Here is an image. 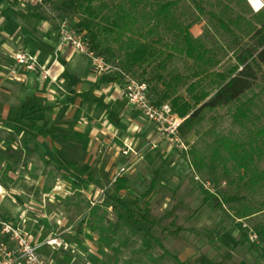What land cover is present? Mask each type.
Segmentation results:
<instances>
[{
	"label": "rangeland",
	"instance_id": "374dc122",
	"mask_svg": "<svg viewBox=\"0 0 264 264\" xmlns=\"http://www.w3.org/2000/svg\"><path fill=\"white\" fill-rule=\"evenodd\" d=\"M64 1L0 0V3L5 7L7 17L18 8L24 15L39 16L40 19L35 20L36 25L41 27L46 22L59 38L61 26L69 18L70 33L85 34L89 51L111 68L110 72L102 75H107L122 90L125 86L124 74L146 83L149 99L156 107L170 106V100L165 98L166 84L172 86L169 91L171 97L189 99L187 87L192 83L203 81V87L209 92L215 88L211 77L200 75V68L218 73L236 65L238 49L212 16L213 13L241 37L244 35L241 29H245L248 23H255L253 14L242 0H202L200 4L205 14L199 13L192 0H176L178 4L172 10L173 18L169 23L162 24L159 33L147 35L145 39L143 36L152 24L147 25L145 17L139 15L134 32L124 33L122 40L117 41L114 40L115 34L105 33L102 29L112 28L108 18L115 19L114 13L121 0H93V7L100 16L96 21L100 27H91L95 37L78 28L82 17L78 11L68 16L62 14ZM158 1L172 0H150L152 4ZM174 23H193L191 33L194 38H201L212 51L210 66L198 65L180 52L179 30ZM132 36L153 43L155 56L148 63L126 71L122 68L124 42ZM246 40L241 43L246 44ZM84 57L96 71L91 59ZM251 98L254 103L249 119L235 122L233 115L236 108ZM201 118L191 131H181L186 149L161 138L151 121L154 135L149 143L140 142L134 149L127 148L125 151L121 148L123 158L115 167L119 165L125 169L121 177H126L128 182L119 197L136 221L129 220L128 213H124L125 219L120 220L118 214L122 210H116L109 199L113 194L116 173H107L92 158L88 163L90 168H83L86 159L77 157L79 151H71L70 155L75 154V157L65 159L56 157L51 151H47L46 156L48 146L43 142V148L36 149L33 156L23 154L18 158L17 165L10 166V171H16L18 166L21 168L17 181L23 185L24 196L34 201V206L22 207L24 216L36 219L37 227L44 229L41 243L52 239L58 243H54V248L43 246L50 247L49 250L40 249L39 255L46 264H176L164 257L163 251L153 242L148 247L140 227L189 264H264V243L257 234L258 226L264 225V206H261L264 204V184L257 189L253 199L254 207L263 211L246 219H239L236 215L235 209L241 208L239 203L213 208L205 202L208 199L215 205L224 195L234 194L233 183L239 172L225 144L232 146L233 151L237 144L244 147L251 144L259 149L255 151L253 165L264 171V137L257 134L264 127V64L258 71L257 83L239 102L205 110ZM33 128L42 129L41 126ZM23 129L26 130L25 127ZM1 134L0 131V138ZM11 135L12 140L21 137L20 146L27 141L26 134ZM40 135L45 137L44 133ZM6 138L8 144L10 138ZM215 150L219 151L217 157ZM103 153L107 152L103 150ZM68 154L66 151L65 155L70 156ZM3 162L0 158V167ZM67 162L71 164V172L64 165ZM4 176L2 172L0 182ZM85 179H98V190L82 186ZM204 183H210L212 191L207 190ZM149 190L151 194L146 195ZM6 207L0 205V219L6 215L11 217L12 214L4 212L8 211Z\"/></svg>",
	"mask_w": 264,
	"mask_h": 264
},
{
	"label": "crops",
	"instance_id": "0c3cea01",
	"mask_svg": "<svg viewBox=\"0 0 264 264\" xmlns=\"http://www.w3.org/2000/svg\"><path fill=\"white\" fill-rule=\"evenodd\" d=\"M23 13L19 8L14 9L7 17L0 3V158L4 160L0 174H5L0 182V205L7 206L8 211L4 212L12 214L2 220L15 222L24 215L22 207H32L34 201L24 196L23 185L17 181L21 168L18 166L12 172L10 166L17 165L21 156H33L36 149L43 148V142L48 146L46 156L47 151H51L65 159L75 157V154L70 155L71 151H79L77 157L86 159L83 168H90L88 163L92 158L113 175L122 168L115 167L123 158L121 148L123 151L134 149L140 142L149 143L154 135L151 123L128 103L120 85L107 75L98 74L89 61L69 45L59 49L57 33L46 22L37 26L36 19ZM21 50L39 55L47 66L54 62L53 75L57 83H42L35 74L25 72H20L17 79L8 77L10 56ZM33 126L42 129H32ZM17 133L27 135V141L21 146V137L12 140L11 134ZM40 133L45 137H40ZM103 150L107 153L102 154ZM66 151L70 156L65 155ZM69 164L64 163L70 170ZM82 182L87 189L98 190V179ZM26 218L35 242L41 243L44 229L37 227L36 219L27 215ZM46 249L51 248L42 247L41 251Z\"/></svg>",
	"mask_w": 264,
	"mask_h": 264
},
{
	"label": "trees",
	"instance_id": "16d2710c",
	"mask_svg": "<svg viewBox=\"0 0 264 264\" xmlns=\"http://www.w3.org/2000/svg\"><path fill=\"white\" fill-rule=\"evenodd\" d=\"M196 9L200 14H205V10L200 4L202 2L192 0ZM250 10L246 0H242ZM178 2L176 0L167 2H155L152 4L150 0H121L117 6V11L114 13L115 19L108 22L112 25V28H103L102 30L108 34H115L114 40H122L124 33L134 32L133 28L138 22V16L145 17V21H148L147 25L152 24L149 29L146 30L145 36L141 33L145 39L147 35H153L155 32L159 33V28L162 24H167L173 18L172 10L176 7ZM64 8L62 14L68 16L74 14L76 11L82 15L78 28L85 30L91 37H95V33L92 28L100 27L96 22L100 18L99 13H96L93 7V0H66L63 2ZM144 8H142V7ZM148 6V8H147ZM147 9H149L147 11ZM212 16L216 18L220 26L229 34L234 41L238 53L236 55V65L231 66L224 72H210L208 68H200V75L211 77V84L215 87L213 92H209L203 87V81H197L188 85L187 93L189 99L181 96L171 97L169 94L171 84H166L168 88L165 91V98L170 100V106L173 112L181 119H185L181 127V131H191L193 127L198 124L202 118L201 114L205 110H214L219 107L228 106L235 102H239L243 96L253 89L258 81V71L264 64V11L259 14H253L255 23H248L245 29H241L243 37L238 35L232 30L225 21L217 14L213 13ZM35 19H40L39 16H34ZM238 18H240L238 16ZM175 27L179 30L177 38L179 40L180 52L191 59L194 63H202L203 65L210 66L212 51L205 45L201 38H194L191 33L193 23L183 25L182 23H174ZM92 27V28H91ZM142 31L144 29L141 28ZM246 40V44H242L243 39ZM145 39H139L135 37H128L124 42V60L122 62V68L126 71H130L135 67L142 66L148 63L155 56V47L153 43L147 42ZM159 40V39H158ZM197 74L196 76H200ZM200 90V91H199ZM254 99H248L242 102L239 107L236 108V112L233 115L235 122H242L249 119L252 113V105ZM260 137H264V127L257 133ZM227 150L231 155L232 160L238 170V177L234 182V194L232 196H223L219 200V203L215 205L208 199L205 200L211 207H217L223 204L239 203L240 209H235L236 215L239 219H246L252 217L260 212L262 209L254 207V195L257 189L264 184V171H259L254 167L255 151L259 149L253 147L251 144L248 147L235 145V150L231 149L232 146L225 144ZM239 150V151H238ZM216 157L219 151L215 150ZM214 155V156H215ZM128 179L126 177H120L113 184V194L109 197L112 206L119 212L118 218L124 220V213H128L129 220L136 221V217L130 212V209L125 202L119 197V194L126 189ZM151 190L147 191L146 195L151 194ZM261 206H264L262 204ZM135 219V220H134ZM145 236L148 247L153 242L156 246L163 251V256H167L173 260L176 264H189L186 261H182L179 256L169 249H167L162 242L153 237L150 233L145 231L142 227L139 228ZM257 234L260 241L264 243V225H259L257 228Z\"/></svg>",
	"mask_w": 264,
	"mask_h": 264
},
{
	"label": "built area",
	"instance_id": "2783aa9c",
	"mask_svg": "<svg viewBox=\"0 0 264 264\" xmlns=\"http://www.w3.org/2000/svg\"><path fill=\"white\" fill-rule=\"evenodd\" d=\"M253 14L264 11V0H260L259 10H256L254 3L246 0ZM69 18L61 26L59 49L69 45L76 53L91 59L98 74H106L111 68L99 57H96L88 48V41L85 34L76 35L69 31ZM10 66L7 68V76L17 79L20 72L35 74L42 83H57L53 75L54 62L47 66L39 55L25 50L13 53L10 56ZM125 86L123 93L128 103L137 108L142 116L155 124L161 138L168 139L176 147L186 149L181 137V127L185 119L178 117L171 106L163 105L156 107L149 99V87L146 83L133 80L124 74ZM127 154L126 152H124ZM125 172L121 168L114 176L115 183ZM207 190L210 183H204ZM212 191V190H211ZM33 233L28 229L27 218L23 215L19 222L0 219V264H46L39 255L40 249L47 245L52 248L56 241L54 239L37 243ZM61 245L59 244V248Z\"/></svg>",
	"mask_w": 264,
	"mask_h": 264
},
{
	"label": "clouds",
	"instance_id": "9594fccd",
	"mask_svg": "<svg viewBox=\"0 0 264 264\" xmlns=\"http://www.w3.org/2000/svg\"><path fill=\"white\" fill-rule=\"evenodd\" d=\"M250 2L254 3L256 6V10H259L260 7V0H250Z\"/></svg>",
	"mask_w": 264,
	"mask_h": 264
}]
</instances>
